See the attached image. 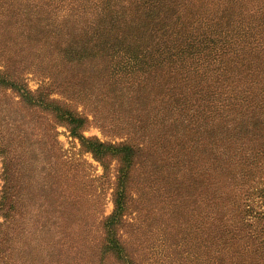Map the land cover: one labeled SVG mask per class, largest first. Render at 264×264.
<instances>
[{"label": "trees", "instance_id": "16d2710c", "mask_svg": "<svg viewBox=\"0 0 264 264\" xmlns=\"http://www.w3.org/2000/svg\"><path fill=\"white\" fill-rule=\"evenodd\" d=\"M141 2L121 11L116 0H0V264H89L80 247L90 222L73 217L65 193L58 124L106 168L116 159L124 185L141 162L154 184L196 176L198 264H264V0ZM30 70L49 85L31 91ZM91 90L137 117L124 140L84 136L92 111L78 110L79 95ZM116 192L99 223V264H136L119 251L130 192Z\"/></svg>", "mask_w": 264, "mask_h": 264}, {"label": "rangeland", "instance_id": "374dc122", "mask_svg": "<svg viewBox=\"0 0 264 264\" xmlns=\"http://www.w3.org/2000/svg\"><path fill=\"white\" fill-rule=\"evenodd\" d=\"M116 1L118 8L123 11L124 8L130 7L132 4L140 5L143 0ZM126 11L128 13L129 9ZM146 27L150 28L151 26L147 25ZM128 28L132 29L134 33L132 39H135V36L138 37L140 29H137L136 24L132 23L128 25ZM168 69H170L169 65ZM96 73L94 77H91V80L95 81ZM24 76L25 83L33 92L42 86L49 85L51 81L50 77H42L32 70L27 71ZM97 95L98 91L94 90L89 91L87 96L79 95L78 110L81 111L83 107L85 109L87 107V111H92L89 114L92 121L83 131L84 136L109 142L124 140L132 126L136 124L137 117L134 113L128 115L127 107H120L113 100L104 97L103 94L100 100ZM51 98L64 99L62 94L57 92L52 93ZM3 101L5 98L2 99ZM132 101L135 106H138V98H134ZM133 102H131L132 106ZM154 104H159V101L151 104L150 108ZM146 107L148 108L149 105L147 104ZM159 129L161 131L162 127ZM57 132L64 160L67 163L65 171L67 170L69 174V182L64 185L65 193L69 201L74 203L73 209L77 211L73 217H82L90 222L86 231L82 229V236L85 239L81 240L85 241L86 245L83 244L80 247L82 248L81 252L87 253L84 259L89 261V264H99V260L104 256V231L99 223L116 209V190L117 188L122 189V187L129 190L130 197L127 201V210L124 212L128 223L125 222V228L122 230L125 244L122 243L123 248H119L120 253L129 252L136 264H198L197 230H199L204 213L199 215L202 210L199 208L198 202L202 196L200 188L193 185L198 180L196 176L188 179L190 184L182 182L174 187L173 185L168 187L165 182L154 184L146 178L147 168L141 162L140 166L130 173V179L125 183V186L119 182L120 164L116 159H112L111 164H108L106 168L92 152L82 146L80 139L73 136L68 126L58 124ZM51 154V151H48L46 156L49 157ZM202 158L204 155L200 152V147L196 146L190 163L194 161L193 166L199 173L202 171ZM41 159L44 161L43 157ZM3 161L0 151V189L3 184ZM182 164L184 165L185 161ZM163 165L159 162L156 164L158 168ZM162 171L166 173V168H163ZM31 188L37 189V183L34 182ZM168 190L171 191L169 198L166 197L168 192H163ZM160 193H163L161 197ZM173 195L178 196L173 198ZM60 213L62 212L55 214L61 215ZM206 213L208 212L206 211ZM68 242L72 247V242L70 240ZM217 245L220 246V244ZM84 247L88 249H83ZM113 254V251L106 252V255L112 256ZM118 257V255L111 258L106 256L105 264H120L121 262L115 261Z\"/></svg>", "mask_w": 264, "mask_h": 264}]
</instances>
